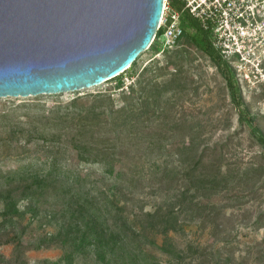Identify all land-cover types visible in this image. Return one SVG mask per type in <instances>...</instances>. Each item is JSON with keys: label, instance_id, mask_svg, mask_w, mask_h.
<instances>
[{"label": "rangeland", "instance_id": "374dc122", "mask_svg": "<svg viewBox=\"0 0 264 264\" xmlns=\"http://www.w3.org/2000/svg\"><path fill=\"white\" fill-rule=\"evenodd\" d=\"M129 75L133 78L124 76V92L116 89L115 81H109L70 93L0 98V115L7 114L8 120L19 123L18 129L24 131L30 128L27 123L44 109L49 114L55 105H66L79 96L93 106L94 97L108 91L114 93L116 106L121 109L127 103L125 98L131 97L127 87L136 83L135 98H139L141 110H145L148 101L150 121L142 124L140 140L116 147L109 138L98 142V149L106 150L99 156L93 151L79 153L78 157L87 161L79 171L89 174V182H93L80 186L83 196L96 195L93 187L115 194L134 221L135 214L165 206L179 190L178 184L171 183L174 172L201 158L197 173L206 175L205 178L217 176L223 186L200 197L197 203L201 206L197 210L180 216L183 231L171 233L175 249H197L204 255L198 258V264H264V148L254 139L250 128L239 122L225 80L213 62L184 37L171 52L156 56L151 49L141 54ZM241 93L245 105L256 117L257 127L264 133V85ZM76 118L77 129L88 127L93 121L87 115ZM7 122L0 119V154L12 151L16 143L25 144L28 139L24 134L18 142L7 141L9 127L3 126ZM103 127L105 131L110 126L103 124ZM27 147L43 153L48 144L34 139ZM73 163L69 161V166L77 169ZM167 166L173 171L166 182L169 192L160 189L162 172ZM37 198L42 211L38 217L25 212L15 220L14 228L8 226L0 231V264L3 261L51 264L73 252L74 264H177L175 257L160 249L163 237L152 230L147 236L132 238L123 248L107 252L103 261L92 246L83 252H78L71 243L38 249L40 240L58 233L68 220L61 215L58 220H51L50 210H60L71 198L54 189L44 190ZM27 204L20 201L21 211H27ZM16 234L22 235L20 248L15 243H5Z\"/></svg>", "mask_w": 264, "mask_h": 264}, {"label": "trees", "instance_id": "16d2710c", "mask_svg": "<svg viewBox=\"0 0 264 264\" xmlns=\"http://www.w3.org/2000/svg\"><path fill=\"white\" fill-rule=\"evenodd\" d=\"M171 3L176 10H182L183 4L179 0H171ZM183 24L187 30L184 37H187L191 45L203 51L210 58L224 78L231 102L238 112L239 122L250 128L254 139L264 148V133L257 127L256 117L245 105L231 67L212 48L208 32L202 29L197 20L185 13ZM189 30L193 33H188ZM135 64L136 62L131 68ZM130 69L110 81L116 82V89L125 91L124 76L128 75L133 78L129 75ZM135 84L127 87L130 89L129 96L131 97L125 98L127 103L121 109L116 106L114 93L108 91L93 96L95 98L93 106L83 102L85 98L79 96L66 105H55L48 111L49 114H46L44 109L38 117H33L27 123L30 128L24 131L18 129L19 123L13 122L12 119L8 120L7 114L0 115V119L4 118L5 122L8 121L3 124L4 127H9L7 141L15 142L19 136H24V134L28 138L25 144L16 143L12 151L0 154V231L8 226L14 228L15 220L22 218L25 212L38 217L42 211H40L37 196L47 189L61 190L71 199L62 205L60 210L51 209L50 218L58 220V215H61L68 220H65L58 233L40 240L37 245L38 249L56 243L62 245L71 243L78 252H83L86 248L91 249L92 246L96 248L97 256L103 261L107 252L113 251L116 247L123 248L130 243L132 238L147 236L149 230H152L156 235L163 237L160 249L175 257L177 264H198V258L204 255L190 247L187 251H177L171 233L183 231L184 225L180 221V216L188 214L190 210H197L201 206L197 203L200 197L212 194L220 185L223 186V181H220L217 176L212 175L210 178H205L206 175L197 173L202 163L201 158L193 165L181 167L174 174L168 166L165 167L162 172L161 183L163 184L160 189L169 192L170 188L166 182H169L173 174L171 183L178 184L179 190L172 195L173 198L168 200L165 206L157 207L153 212L135 214L134 221L131 220L126 206H121L115 194H109L105 190L98 191L93 187L96 195L84 197L80 189V186L93 184V182H89V174L79 171L80 167L87 164V161L78 157L79 153L93 151L96 156H99L106 150L98 149V142L109 138L115 141L116 147L141 139L140 135L143 131V129L141 131V126L150 121L148 116L150 105L147 101L145 110H141L139 98H135L137 93ZM89 97L91 96L87 98L90 99ZM78 115H87L93 121L88 127L77 129L74 122ZM103 124L110 127L104 131ZM34 139L43 140L48 144V147H44L43 153L32 151L27 147ZM69 161L70 163L75 162L78 168H71ZM9 165L12 166L9 167ZM22 200L28 203V209L24 212L19 206ZM138 225L142 226V230L138 228ZM21 238L22 235L16 234L6 239L5 243H15L16 247L20 248L23 243ZM130 250L132 249H127L128 252ZM73 254L75 253L51 264H63L64 262L74 264ZM132 255L136 257V253ZM3 263L5 264V261ZM47 263L44 262V264Z\"/></svg>", "mask_w": 264, "mask_h": 264}, {"label": "water", "instance_id": "95a60500", "mask_svg": "<svg viewBox=\"0 0 264 264\" xmlns=\"http://www.w3.org/2000/svg\"><path fill=\"white\" fill-rule=\"evenodd\" d=\"M164 0H0V98L91 89L129 70Z\"/></svg>", "mask_w": 264, "mask_h": 264}, {"label": "built area", "instance_id": "2783aa9c", "mask_svg": "<svg viewBox=\"0 0 264 264\" xmlns=\"http://www.w3.org/2000/svg\"><path fill=\"white\" fill-rule=\"evenodd\" d=\"M171 0L164 9L157 34L148 50L155 55L173 51L186 34L185 13L208 32L212 48L232 69L240 90L264 85V0Z\"/></svg>", "mask_w": 264, "mask_h": 264}]
</instances>
